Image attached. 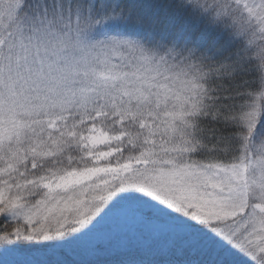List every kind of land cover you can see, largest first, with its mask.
Here are the masks:
<instances>
[{
    "label": "snow or ice",
    "instance_id": "1",
    "mask_svg": "<svg viewBox=\"0 0 264 264\" xmlns=\"http://www.w3.org/2000/svg\"><path fill=\"white\" fill-rule=\"evenodd\" d=\"M146 252L264 264V0H0V264Z\"/></svg>",
    "mask_w": 264,
    "mask_h": 264
},
{
    "label": "rangeland",
    "instance_id": "2",
    "mask_svg": "<svg viewBox=\"0 0 264 264\" xmlns=\"http://www.w3.org/2000/svg\"><path fill=\"white\" fill-rule=\"evenodd\" d=\"M111 228L114 232H121V231H127V227H126V222L121 219V220H118V221H113L112 224H111ZM154 256H158L157 253L155 252H146L144 254L143 258L145 261H148L149 259H153ZM129 260H131L130 257H128ZM131 261H138V260H131Z\"/></svg>",
    "mask_w": 264,
    "mask_h": 264
}]
</instances>
